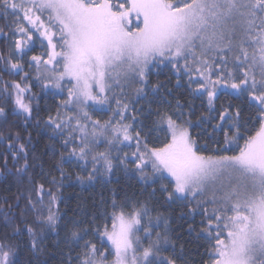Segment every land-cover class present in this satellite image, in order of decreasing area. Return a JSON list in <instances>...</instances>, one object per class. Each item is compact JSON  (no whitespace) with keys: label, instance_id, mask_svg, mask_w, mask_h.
Here are the masks:
<instances>
[{"label":"snow or ice","instance_id":"1","mask_svg":"<svg viewBox=\"0 0 264 264\" xmlns=\"http://www.w3.org/2000/svg\"><path fill=\"white\" fill-rule=\"evenodd\" d=\"M0 19V128L24 124L0 131V177L17 181L0 203V264H264V0H0ZM162 69L174 83L153 80ZM220 94L241 103L217 107ZM48 96L62 98L41 120ZM116 170L139 195L67 204L73 176L93 185ZM177 204L182 232L162 210ZM182 233L203 241L195 256Z\"/></svg>","mask_w":264,"mask_h":264},{"label":"trees","instance_id":"2","mask_svg":"<svg viewBox=\"0 0 264 264\" xmlns=\"http://www.w3.org/2000/svg\"><path fill=\"white\" fill-rule=\"evenodd\" d=\"M4 23H5L4 20L0 19V26H3ZM5 31H7L6 28H5ZM41 51L42 49L39 46H37L34 49V51L30 53L29 55H32V54L39 55ZM25 70H27V68ZM156 79L169 80L171 81V83L175 82V76L172 74V72L169 69H162L158 77L153 76V80L155 81ZM171 83L169 84V86H171ZM32 91L37 93L38 95L43 96V93H41L38 83L33 84ZM221 93H225V89H222ZM61 98L62 97L48 96L42 99L40 102L41 111L39 112V118L43 120L49 114L48 112L44 110L45 105L51 107L52 108L51 114L55 115V108H56L57 101ZM187 98L190 100H193V103L196 105L197 115H199L200 112H207L206 103L204 105H201V101L199 98H194L192 96H188ZM130 99H135V97H130ZM228 101H231L237 104L241 103L234 96L230 94H220L219 99L216 101V105L217 107H219L220 104L226 103ZM144 103L145 101L140 100L139 103L136 105V107H140ZM246 114H247V110H246ZM92 115L103 120L104 118H109L110 113L109 112L101 113V112L92 111ZM8 121L9 122L7 126L0 128V131L5 132V134L8 130H11L13 132L23 131L24 124H23L22 119L17 118L15 116H9ZM27 132L31 133L33 142L36 144L38 152L44 153V152L49 151L45 146L49 143L50 130L46 129L42 123L39 127H37L35 126V120L31 121L29 125L27 126ZM24 134L27 135V133H24ZM0 153H3L5 155L8 154L6 145L4 143H0ZM43 159L45 161V167L51 170L52 175L59 178V173L56 172L54 167H52V165L54 164V160L51 157V155H46L43 157ZM2 166H3L2 162H0V167ZM9 167L10 168L12 167V163L10 159H9ZM63 167L65 168L66 171H69V172H80L81 171L80 168L76 167L75 165L64 164ZM66 183L69 186L64 187L62 189V192H63L64 197H66L67 199V204L73 208L77 205V203L87 205L89 208H91L93 202H99L102 196L107 198L110 195V191H109L110 188L120 189L122 190V194L126 193L128 195H132V194L139 195L142 189L141 184L139 183V181L134 175H126L124 172L119 171V170H116L114 172L113 176L111 177L110 182L103 181L100 183H95L93 185H88V184L81 185L76 181L75 176H73L71 181H67ZM16 190H17V181L11 175H8L6 177H0V203H4L5 202L4 198L11 197L16 192ZM61 208L64 209L65 205L62 204ZM162 210L165 211L166 213L167 212L172 213L173 227L178 232H182V230L187 227V222H191V221L185 222L183 218L179 217V213L183 210L181 205L179 204L173 205L170 208L165 206L164 208H162ZM199 219L200 217L197 216L196 220L199 221ZM182 236H183L182 242L187 241L185 244L186 248L190 251L191 255L195 256L196 252L193 250L198 247V243H203V241H200V242L192 241L191 238H189L186 233H182ZM47 243L49 244V250L55 251V249H52L50 247L51 241H48ZM200 251H203V249H200ZM27 258H28L27 253L21 256L22 260H26ZM199 259L200 258L197 256V261H199ZM204 259H207V258L204 257ZM51 264H58V262L52 261Z\"/></svg>","mask_w":264,"mask_h":264},{"label":"rangeland","instance_id":"3","mask_svg":"<svg viewBox=\"0 0 264 264\" xmlns=\"http://www.w3.org/2000/svg\"><path fill=\"white\" fill-rule=\"evenodd\" d=\"M221 90H222V89H221ZM89 111H92V110L90 109ZM92 116H93V115H92ZM93 118L96 119V118H98V117L93 116ZM105 119H108V118H104L103 120H105ZM101 150H103V146H102Z\"/></svg>","mask_w":264,"mask_h":264}]
</instances>
